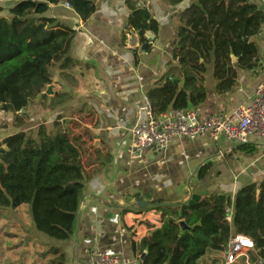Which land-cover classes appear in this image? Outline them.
<instances>
[{"label": "crops", "instance_id": "1", "mask_svg": "<svg viewBox=\"0 0 264 264\" xmlns=\"http://www.w3.org/2000/svg\"><path fill=\"white\" fill-rule=\"evenodd\" d=\"M134 1L148 8L158 22L154 40L148 39L145 47L142 42L138 47L129 45L132 35L126 34V26L131 9L126 0H96V11L86 21L66 4L52 6L48 13L75 28L69 50L74 64L63 67L62 62L57 63L52 83L26 109L19 113L0 110V167L7 175L2 195L9 203L0 205L6 250L0 264H91L94 248L119 254L125 264H141L147 254L141 241L162 225L164 213L159 206L186 205L194 194L200 200L211 194L234 198L245 185L263 180L264 138L256 136L248 142L257 147L252 154L238 150L239 145L221 136L218 140L174 138L165 151L150 148L134 155L130 129L146 100L150 101L149 92L168 84V72L176 64L173 51L179 28L187 9L198 0L178 4ZM250 1L264 12V0ZM0 4L5 2L0 0ZM250 40L257 45L258 56L253 67H242L233 58L237 74L230 89L219 90L214 59L206 64V99L198 106L188 105L198 111L200 119L214 113L230 115L252 102L264 80V23ZM176 76L174 72L170 78L181 88L183 80ZM63 137L79 152L82 164L83 197L77 227L69 240L40 232L28 202L13 203L31 178L25 174L30 154L39 152L41 157L50 143L47 139ZM20 159L25 161L22 167ZM203 166L209 168L200 178ZM67 175V180L73 178L72 171ZM0 176L2 185L4 175ZM215 252H208L199 264L217 259L222 263L224 251Z\"/></svg>", "mask_w": 264, "mask_h": 264}, {"label": "trees", "instance_id": "2", "mask_svg": "<svg viewBox=\"0 0 264 264\" xmlns=\"http://www.w3.org/2000/svg\"><path fill=\"white\" fill-rule=\"evenodd\" d=\"M1 1L5 4H0V13L7 11V14L0 15V110L19 113L52 83L57 63L62 62L63 67L74 64L69 50L76 30L48 15L52 6L68 3L86 21L96 11V0ZM168 1L178 4L186 0ZM126 3L131 9L126 34H137L140 42L148 43L147 32L156 34L158 22L148 8L134 0ZM263 23L264 12L250 0H198L191 4L179 28L173 51L176 64L168 72V84H160L148 94L154 114L158 116L170 107L186 109L189 103L201 104L207 96L203 85L206 64L212 59L214 76L220 80L219 90L230 89L237 74L233 58L242 67H253L258 47L250 39L260 32ZM174 72L176 78L183 80L181 88L170 78ZM47 142H50L47 151L41 157L39 152L30 154L25 174L31 178L13 203L16 206L28 202L40 232L69 240L77 227L83 197L81 155L64 137ZM238 150L252 154L257 147L245 143ZM18 164L21 166L25 161L20 159ZM208 168L200 169V178ZM70 171L73 178L67 180L65 176ZM0 199L9 204L2 192ZM159 209L164 213L162 225L141 241L142 249L147 251L141 264H199L208 252L225 251L234 235L254 241L258 253H252L253 261L264 259V178L260 183L245 185L234 198L211 194L194 206H159ZM181 221L193 229L182 231ZM64 257L61 253V258Z\"/></svg>", "mask_w": 264, "mask_h": 264}, {"label": "built area", "instance_id": "3", "mask_svg": "<svg viewBox=\"0 0 264 264\" xmlns=\"http://www.w3.org/2000/svg\"><path fill=\"white\" fill-rule=\"evenodd\" d=\"M130 134L134 155L150 148L165 151L174 138L218 140L224 136L235 145L248 143L252 136L264 138V80L255 90L252 102L230 115L214 113L200 119L197 110L186 108L171 109L156 116L147 99ZM224 253L225 264H234L240 256H244L248 264H264L263 258L252 260V253L257 254L258 250L254 241L243 235H234ZM92 257L91 264H125L119 254L97 248L92 250Z\"/></svg>", "mask_w": 264, "mask_h": 264}, {"label": "rangeland", "instance_id": "4", "mask_svg": "<svg viewBox=\"0 0 264 264\" xmlns=\"http://www.w3.org/2000/svg\"><path fill=\"white\" fill-rule=\"evenodd\" d=\"M55 10V8H53ZM55 12V11H54ZM0 175H4L1 179H2V185H0V194L2 192V190H5L6 187H7V180H5L6 178V169L0 167ZM1 177V176H0ZM3 198V197H2ZM0 205L1 206H7V203L4 199H0ZM4 219L8 220V222L12 221L11 218H8V217H4ZM5 235L4 232H2V230H0V262L3 261V259L5 258L6 254H5V249H4V244L2 243V237ZM215 253L219 254L220 252L219 251H216ZM204 257H202L200 260H203ZM210 260H212V258H210ZM218 260V259H217ZM217 260H213V262L211 264H225V259L222 261H217ZM205 261V259L203 260ZM202 261V262H203ZM217 261V262H215ZM201 264H204V263H201ZM234 264H248V262L246 261L245 257L244 256H240L236 262Z\"/></svg>", "mask_w": 264, "mask_h": 264}, {"label": "water", "instance_id": "5", "mask_svg": "<svg viewBox=\"0 0 264 264\" xmlns=\"http://www.w3.org/2000/svg\"><path fill=\"white\" fill-rule=\"evenodd\" d=\"M147 38L151 41L154 40V35L151 32H147ZM140 44V39L139 36L137 34H132V38L129 41V45L131 47H138ZM146 46V43H143V47ZM49 93L52 91V87L50 86L48 88ZM200 200V196L199 195H192L191 200L189 202L186 203L187 206H194L198 201ZM180 226L182 228V231H191L193 229V227L189 226L185 221H181L180 222ZM146 253L143 254L142 256V260L145 259Z\"/></svg>", "mask_w": 264, "mask_h": 264}]
</instances>
